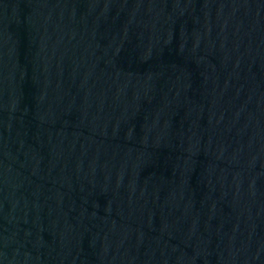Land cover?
I'll return each instance as SVG.
<instances>
[{"label":"water","instance_id":"95a60500","mask_svg":"<svg viewBox=\"0 0 264 264\" xmlns=\"http://www.w3.org/2000/svg\"><path fill=\"white\" fill-rule=\"evenodd\" d=\"M0 264H264V0H0Z\"/></svg>","mask_w":264,"mask_h":264}]
</instances>
